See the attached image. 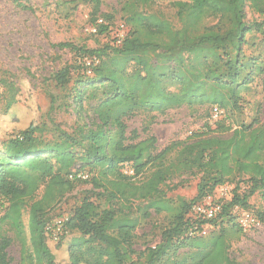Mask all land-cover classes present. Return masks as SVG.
<instances>
[{
	"label": "trees",
	"instance_id": "obj_1",
	"mask_svg": "<svg viewBox=\"0 0 264 264\" xmlns=\"http://www.w3.org/2000/svg\"><path fill=\"white\" fill-rule=\"evenodd\" d=\"M88 1L97 12L101 0ZM162 1H175L180 28L160 15L136 9L139 4ZM125 5L130 28L120 43L113 38L92 49L57 44L74 53L78 69L85 72L84 64L89 62L92 76L83 73L72 93L76 102L95 99L91 112L96 127L77 136L54 127L47 138L50 129L39 121L37 107L34 119L0 140V264H10L8 248L14 239L22 247L21 264H58L61 255L69 264H125L134 253L136 220L125 213L118 218L113 208L100 210L87 196L72 209L64 224L67 233L58 241H52L45 230L48 212L77 182L89 180L99 188L96 196L123 203L142 200L144 207L155 212H171L159 242L145 248L144 264H241L230 257L223 228L208 236L181 237L194 221L192 205L223 184L234 183L235 188L212 224L219 217L233 221L230 211L234 207L249 212L248 200L257 192L262 209L249 213L264 223V124L258 119L241 124L228 137L211 135L223 126L211 130L205 124L204 130L192 134L194 140L172 142L159 151L153 135L140 139L136 130L127 132L125 122L139 113L164 115L180 107L217 109L224 114L241 110L243 47L248 34L264 31V0H125ZM246 8L261 19L247 20ZM208 19L214 24L205 25ZM96 27L94 35L109 33V24ZM67 73L63 69L56 75L62 86ZM261 82L264 92V69ZM19 92L18 85L0 79L2 115L17 105ZM124 164L134 176L148 167L152 170L134 182L120 171ZM84 166L95 174L82 170ZM76 171L87 172L88 179H69ZM186 173L196 178L195 196L189 201L178 197L169 206L161 186ZM240 182L246 183L242 192H238ZM25 204L28 250L21 237ZM23 252L27 253L24 257Z\"/></svg>",
	"mask_w": 264,
	"mask_h": 264
},
{
	"label": "rangeland",
	"instance_id": "obj_2",
	"mask_svg": "<svg viewBox=\"0 0 264 264\" xmlns=\"http://www.w3.org/2000/svg\"><path fill=\"white\" fill-rule=\"evenodd\" d=\"M17 1L31 9H22L13 0H0V79L20 87L17 105L7 115L1 113L4 100L0 99V140L13 134L14 129L25 127L34 119L37 107L39 121L50 129L46 134L47 138L52 135L51 130L54 127L75 136L86 128H95L97 120L91 112L95 99L76 102L72 93L75 81L82 77L83 73H86L85 77L92 76L89 62L84 64L87 67L85 72L81 68L78 69L74 53L68 48L58 47L57 44L70 43L79 48H98L115 38L121 24L126 34L130 27L126 23L128 8L125 0H101L97 12H94L88 0ZM136 9L147 14L160 15L175 28L181 26L176 15L175 1L146 2L139 4ZM246 14L249 21L261 19L248 8ZM98 20H102L100 24H109L108 34L94 35L90 31V26L95 25ZM204 22L205 25L214 24L211 19ZM246 40L242 56L244 70L241 74V80H245V85L239 88L243 106L241 110H231L227 114L219 111L217 116L214 109L206 112L202 107L193 111L180 107L169 110L164 115L139 113L125 120L127 132L136 130L140 139L153 135L159 151L172 142L187 143L194 140L192 134L204 130L205 124H208L211 130H215L219 125L223 126L211 133L219 137H228L233 129L241 124H249L255 119L264 124V92L261 86L264 69V31L248 34ZM63 69H67L68 73L67 82L62 86L57 82L56 75ZM146 127L147 130L144 129ZM81 169L89 171L91 176L95 174L94 171H90L89 166ZM129 170L127 164L120 169L132 181L140 182L148 176L152 168L148 167L137 176ZM161 187L165 192L164 199L172 206L178 197L189 201L195 196L196 178L189 173L174 176ZM234 188V183L216 187L209 195L211 201L222 208V205L232 197ZM244 188L246 183L240 182L238 192H242ZM98 190L99 188H94L90 180L77 182L74 188L48 212L49 222L69 216L72 209L85 196L100 210L115 209L118 218L121 213L129 214L137 224L132 240L134 253L128 256L125 264H144L145 248L159 242L160 233L167 227L171 212L168 210L155 212L153 208L144 207L146 201L142 200L123 203L120 199H112L106 195L96 196ZM40 194L41 190L37 197ZM248 203L251 212L262 209L258 192L249 198ZM241 211L246 210L233 208L230 211L233 221L228 217H219L216 224L209 223L207 234L223 228L227 234L231 258L241 264H264V223L243 231L237 223V216ZM27 216L28 205L25 204L22 208L21 235L25 250L30 247ZM232 224L238 227H233ZM21 248L19 241L14 239L8 248L10 264H21ZM26 254L23 252V257ZM60 260L58 264H69L65 255H61Z\"/></svg>",
	"mask_w": 264,
	"mask_h": 264
},
{
	"label": "built area",
	"instance_id": "obj_3",
	"mask_svg": "<svg viewBox=\"0 0 264 264\" xmlns=\"http://www.w3.org/2000/svg\"><path fill=\"white\" fill-rule=\"evenodd\" d=\"M102 23V20H98L95 25L90 26V31L95 34L97 32V25ZM123 24L120 25L118 34L115 36L116 42L120 43L125 37V33L123 31ZM220 110L214 109L215 116H217ZM132 173V170H129ZM69 179H79V180H87L88 173L83 171H76L68 175ZM237 208V207H234ZM221 211V205L214 204L210 196L207 195L202 198L199 202L195 203L191 207V215H195L194 221L188 226V228L181 235L183 236H205L207 234V225L211 223V221L217 217V215ZM67 217L58 218L53 220V222H48L45 226V230L52 241H58L63 235L67 232L64 228L65 221ZM198 221H200L198 223ZM201 221H203L201 223ZM237 223L243 231H247L252 227H256L259 225L257 219L251 213L247 211H241V213L237 216Z\"/></svg>",
	"mask_w": 264,
	"mask_h": 264
}]
</instances>
